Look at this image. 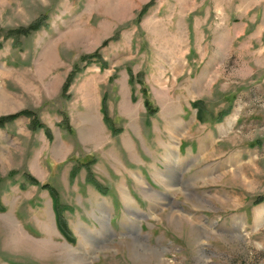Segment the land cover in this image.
<instances>
[{
	"label": "rangeland",
	"instance_id": "rangeland-1",
	"mask_svg": "<svg viewBox=\"0 0 264 264\" xmlns=\"http://www.w3.org/2000/svg\"><path fill=\"white\" fill-rule=\"evenodd\" d=\"M200 86L239 113L224 137L264 142V0H0V117L31 113L0 125V264H264V193L227 231L115 214Z\"/></svg>",
	"mask_w": 264,
	"mask_h": 264
},
{
	"label": "crops",
	"instance_id": "crops-1",
	"mask_svg": "<svg viewBox=\"0 0 264 264\" xmlns=\"http://www.w3.org/2000/svg\"><path fill=\"white\" fill-rule=\"evenodd\" d=\"M202 88L196 98L186 99L177 112L167 115L163 128L147 130L160 139L153 141L154 149L138 152V195L121 193L116 198L115 214H124L122 207L127 200L134 216L150 219L184 215L192 221L198 219L200 232L219 223L227 231L233 227L232 210L249 208L245 203L252 194L264 193V171L260 170L264 168V142L256 148L251 143H231L224 137L238 122L239 113L227 96L223 97L226 106L221 102L224 108H215L220 100H207ZM250 207L255 208L252 203ZM129 221L126 227L130 230Z\"/></svg>",
	"mask_w": 264,
	"mask_h": 264
},
{
	"label": "trees",
	"instance_id": "trees-1",
	"mask_svg": "<svg viewBox=\"0 0 264 264\" xmlns=\"http://www.w3.org/2000/svg\"><path fill=\"white\" fill-rule=\"evenodd\" d=\"M39 23L40 22L35 23V24H32V25L28 26L27 28H25L22 31L25 32V33H27V32H29L31 30H34V29H36L38 27ZM94 56H95V53L90 54V55H88L86 57L92 59L91 57H94ZM73 73L74 72H72V74H70V76H68V78H67L68 81H70L72 79ZM67 86H68V84L65 83L64 86H63V88H64L63 90H65L67 88ZM150 105H151V102L149 100L145 99V106L147 108V111L146 112L148 114H153V110L150 109L151 108ZM22 114L29 116L31 113H29L28 111L23 110V111H19V112H16V113H13V114H9V115H6V116H1L0 117V125H2L5 121L12 120V119H14V118H16V117H18L19 115H22ZM105 120H106V117H105ZM32 123H35V121H32ZM32 181H34L33 178H32ZM44 186H47V184H45Z\"/></svg>",
	"mask_w": 264,
	"mask_h": 264
}]
</instances>
